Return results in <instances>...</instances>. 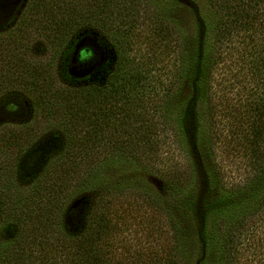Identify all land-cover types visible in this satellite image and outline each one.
I'll return each mask as SVG.
<instances>
[{
  "label": "trees",
  "instance_id": "1",
  "mask_svg": "<svg viewBox=\"0 0 264 264\" xmlns=\"http://www.w3.org/2000/svg\"><path fill=\"white\" fill-rule=\"evenodd\" d=\"M12 1L0 0V15ZM218 1L200 0L194 5L190 35L175 21L172 26L165 20L151 21L165 41L164 47L173 43L170 50L175 55L169 112L173 124L167 137L162 136L164 125L148 119V107L137 97L139 63L127 54L132 47L128 35L136 30L141 13L138 0H63L59 16L52 5L36 1L43 10L41 15H50L54 22L57 36L53 34L52 57L57 55L67 77L49 91L66 105H34L41 117L43 112L62 107L60 128L53 131L56 148L50 151L38 149L35 141L31 144L24 128L3 132L0 137L15 147L4 164L9 170L4 179L10 182L0 185V232L12 241L7 249L0 248V264H240L244 250L238 242L247 237L244 231L250 222L254 234L246 247L254 241L264 242V235L255 239V233H264V58L254 62L257 70L262 68L258 79L263 90L256 93L259 106L246 127L251 138L248 177L228 186L222 173L205 161V151L213 143L210 135L206 142L208 105H213L210 79L220 62L215 47L220 37ZM248 2L253 17L245 12V2L232 8L227 35L236 25L247 30L249 18H256L261 2ZM81 24L92 26L110 40L118 66L108 68L109 60L95 59L93 47H76L75 40H67L68 33ZM15 31L1 38L5 56L0 54V94L8 90L9 82L32 85L30 93L36 96L45 83L39 67L2 72L5 60L22 62L21 57L15 58L22 48ZM226 43L229 45V38ZM70 58L82 76L67 71ZM127 67L134 75L124 73ZM97 73H101L99 79L91 80ZM126 87L131 91L127 97L121 94ZM108 88L120 99L110 96ZM1 104L10 115H19L23 109L13 99ZM172 150L185 154L187 167L173 164ZM155 161L164 165L159 168L166 186H176L181 192L170 193L164 184L151 195L132 183L138 171ZM127 165L130 172L126 176ZM13 179L29 185L23 205H18L23 198L16 199L12 192ZM77 201L83 204L73 213L80 219L76 224L66 219ZM131 223L136 225L134 237L127 242L120 234L125 228L130 231ZM145 237L149 244L142 247ZM118 244L121 252L116 251Z\"/></svg>",
  "mask_w": 264,
  "mask_h": 264
},
{
  "label": "rangeland",
  "instance_id": "2",
  "mask_svg": "<svg viewBox=\"0 0 264 264\" xmlns=\"http://www.w3.org/2000/svg\"><path fill=\"white\" fill-rule=\"evenodd\" d=\"M36 1L38 4L47 2V6L52 5L53 12L57 16L63 14V0H13L11 5L0 15V45L4 43L1 38L11 33L13 29H16L15 34L22 45L20 55L15 57L16 59L21 57L22 62H8L5 60L2 72L6 74L15 71L19 72L22 71L21 67L27 70L26 67L33 65L39 67V71L45 77V83L42 84L43 86L41 85L43 88L39 92L36 90V96H34V93H30L34 90L32 85L7 82L6 87L8 90L4 91L3 95L0 94L2 95L0 96V137L3 132L8 133L14 129L24 128L29 131L31 144L35 141L38 149L50 151L56 148L53 131H58L60 128L62 107L56 106L48 113L43 112V117H41L42 114H38V111H35L34 105H66L53 98L55 95L52 94L51 91L53 89L51 88L65 82L67 77L57 55L52 57V38L56 35L54 34V24H52L54 22L51 20L50 15H41L43 10L40 5H36ZM248 1L250 0H219L218 8L216 9L220 22V37L215 47L216 53L218 52V57H220V62L210 79L211 102L213 101L211 104L213 105H208L210 108L206 118L208 125L206 142L208 143L210 135L213 143L205 151V161L208 165L215 166L222 173L224 183L228 186L242 183L251 171L248 156V141L251 138L246 132V127L254 120V114L259 106L257 104L259 97L256 93L263 90L262 82L258 79L262 75V68L260 67L257 70L256 65L254 67V62H263L262 58H264V0H260L261 6L258 7L259 13L255 16V19H251L254 11L249 7ZM244 2L245 6H248L245 8V12L252 15L249 18L250 27L244 31L242 27L236 25L237 28L230 35H227L229 29L228 21L233 11L232 8L242 5ZM198 4H200V0H178L177 3L174 0H138L141 13L138 14L136 20V30L128 35L132 41V47L127 51L128 57L132 59L135 56L139 63L138 76L140 82L137 89V97L144 101V105H147L148 119L157 125H164L163 137L168 136L173 124L169 112L171 107H173V92L171 93L173 76L171 71L175 55L171 51L173 50V43L171 47L169 44L164 47L165 41L158 36V30L155 25L152 26L151 21L153 22V19L165 20L166 24H170V26L175 21L182 28L184 34L190 35L193 22L191 9L194 8V5L198 6ZM228 38L229 45L226 43ZM67 40H75L76 47L85 45L93 47L95 49V59L101 60L103 57V59L109 60L108 68L118 66L113 44L92 26L81 24L73 28L68 33ZM168 40H171V38L168 37ZM2 50L3 47H0V54H3L4 58L5 53ZM66 68L71 75H83L82 72H78L74 68V60L72 58L66 63ZM28 72H32V68H29ZM128 72L134 75V71H130L127 67L124 73ZM30 74L32 75V73ZM100 75L101 73L94 74L90 79L93 81L98 80ZM169 87H171V90H169ZM108 90L110 96L120 99L119 94L115 95V93H112L111 88H108ZM130 93L131 91H128L126 87L125 92L121 94L127 97ZM113 98L111 100L114 105ZM5 99L17 100L23 108L22 112L19 115L5 113L1 109V103ZM118 103H120V100H118ZM164 150H167V148ZM14 151L15 147L12 144H6L0 139L1 186L10 182L9 178L8 180L4 179L9 174V170L6 171L4 164L7 163ZM172 151L173 164L183 168L187 167L188 159L185 154L181 151ZM158 161H155L154 165L148 169L138 171L132 180L135 186L145 191L148 190L151 195H156L155 190L165 184L162 181L164 177L161 176L162 171L159 168L164 167V165L158 166L162 163ZM128 172H130L129 165L126 167V176ZM212 172H215V170H212ZM192 176L194 175L192 174ZM195 183L197 184L198 182ZM11 185L15 198H23V200H18L20 202L18 205H23L29 185L24 180L17 182L15 179L11 181ZM164 188L170 193L181 192L180 188L178 189L176 186L169 187L165 184ZM82 204L79 201L74 202L69 211L70 216L66 221L76 224L79 222V217L76 219L73 213L79 210L78 208ZM262 219H264V215ZM252 221H257V219ZM134 226L136 225L130 224V231L125 228V232L120 234L121 238L123 237L127 242L129 240L132 242ZM137 229L139 237H143L144 233L138 227ZM246 229L244 236L247 237L240 239L238 242V246L241 245L244 250L241 254L242 261L240 264H264V242L251 241L252 244L247 248L248 238H252L254 234L252 222L249 223ZM263 235V232L260 234L255 233V239L257 237L261 239L260 237H263ZM0 243L2 245L0 248L4 247L7 249L6 247H9L12 241L8 240L7 236H3V233L0 232ZM140 244L142 247L148 245L149 239L143 238ZM117 247L116 251L121 252L119 244Z\"/></svg>",
  "mask_w": 264,
  "mask_h": 264
}]
</instances>
